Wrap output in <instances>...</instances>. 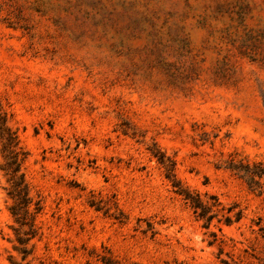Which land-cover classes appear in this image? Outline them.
<instances>
[{"label":"rangeland","instance_id":"rangeland-1","mask_svg":"<svg viewBox=\"0 0 264 264\" xmlns=\"http://www.w3.org/2000/svg\"><path fill=\"white\" fill-rule=\"evenodd\" d=\"M0 111L42 206L22 261L0 173V264H264V185L221 167L264 163V0H0ZM152 150L242 219L203 229Z\"/></svg>","mask_w":264,"mask_h":264},{"label":"trees","instance_id":"trees-1","mask_svg":"<svg viewBox=\"0 0 264 264\" xmlns=\"http://www.w3.org/2000/svg\"><path fill=\"white\" fill-rule=\"evenodd\" d=\"M152 153L164 168V177L170 183L172 192L181 198L184 205L191 211L194 219L201 224L203 229L209 230L214 221L220 225L231 226L242 219V210L238 209L236 204L226 206L214 194L205 193L201 195L190 190L182 185L176 177L174 162L170 158L158 151L153 152L152 150ZM26 156L27 153L21 147L16 131L8 125L5 114L0 111V173L5 179L6 185L3 190L6 198L10 201L8 211L15 224L13 231L16 245L13 249L20 255L22 261L31 254L32 247L29 245L30 242L39 235L36 218L42 210L40 200H36L31 195L29 185L22 171V164ZM221 167L245 183L251 191L258 194L263 192L264 163H249L246 160L235 161L234 159H229L223 162ZM88 203L90 207L97 211L103 209L93 199ZM121 215L119 211V216L115 215L114 218L118 219ZM220 229L218 228L219 231ZM209 235L212 238L209 241V245L217 242L214 232H209ZM221 253L220 249L219 254ZM220 262L229 264L225 260ZM104 263L110 264L109 262Z\"/></svg>","mask_w":264,"mask_h":264}]
</instances>
